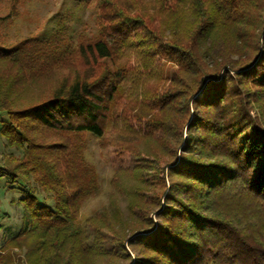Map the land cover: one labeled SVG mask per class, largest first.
<instances>
[{"label":"trees","instance_id":"1","mask_svg":"<svg viewBox=\"0 0 264 264\" xmlns=\"http://www.w3.org/2000/svg\"><path fill=\"white\" fill-rule=\"evenodd\" d=\"M5 1L0 135L22 153L0 178L22 181V215L0 264H264V0H73L95 4L94 35L12 42L25 0ZM109 129L138 162L111 180L125 210L86 218L87 242L84 151Z\"/></svg>","mask_w":264,"mask_h":264},{"label":"rangeland","instance_id":"2","mask_svg":"<svg viewBox=\"0 0 264 264\" xmlns=\"http://www.w3.org/2000/svg\"><path fill=\"white\" fill-rule=\"evenodd\" d=\"M7 11L9 6L6 1H0V15H5ZM12 20V25L7 30L10 42L27 34L44 36L61 24L64 26V33L73 39L79 34L94 35L98 28L95 4H76L73 0H25L17 6ZM1 118H4L3 113H0ZM118 139L120 137L111 129L100 138L92 134L87 136L84 156L95 167L99 179L98 191L87 196L80 209L79 222L84 226L87 242H91L93 236L86 218L109 208L113 198L119 200L123 210L126 207V201L114 191L111 180L119 166L131 167L138 161L131 154L116 152L115 142ZM21 153L20 149L8 146L0 135V166L10 154L20 156ZM9 184L5 177L0 178V235L3 234L4 239L18 232L22 215V207L18 202L22 181L17 180L12 187ZM38 198L41 200L43 195H38ZM47 202L51 204L50 201ZM106 244L112 250H117L111 243ZM15 252L23 260L21 263L27 264L23 251Z\"/></svg>","mask_w":264,"mask_h":264}]
</instances>
